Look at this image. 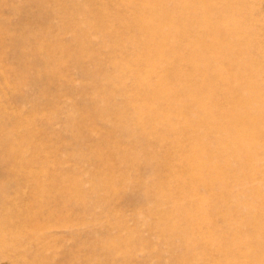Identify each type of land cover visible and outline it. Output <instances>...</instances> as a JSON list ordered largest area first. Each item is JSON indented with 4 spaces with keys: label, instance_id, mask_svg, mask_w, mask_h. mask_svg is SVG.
<instances>
[{
    "label": "rangeland",
    "instance_id": "374dc122",
    "mask_svg": "<svg viewBox=\"0 0 264 264\" xmlns=\"http://www.w3.org/2000/svg\"><path fill=\"white\" fill-rule=\"evenodd\" d=\"M40 2L44 4L41 7L36 0H0V264H181V257L192 264H225L220 254L210 248L211 242H219L218 232L230 228L234 235L230 234L229 239L238 238L242 242L230 246L238 249V257L246 260L249 255H254L264 264V248L250 244L253 240L264 242V169L260 173L259 191L248 188L236 174L230 175V172H239L242 166H257V157H264L263 128L262 140L251 149L248 159H244L238 144L230 143L222 152L220 147L227 141L213 138L204 150L219 154L216 157L218 163L216 167L211 163L205 165L204 169L206 174L208 169L217 174L214 178L217 190L215 188L209 198L204 191L183 193L178 190L170 194L168 198L175 199L184 208L173 212L174 225L154 227L144 220L146 212H141L144 204L141 187L171 183L173 170L179 172L182 167L167 154L170 143L154 142L156 139H153L154 144L150 142L154 137L144 134L146 137L140 138V134L136 136L127 129L129 119H141L137 106L145 103L140 94H143L141 89L147 79L135 81L133 76L125 75L124 84L120 86L117 80L109 77L114 65L135 58L144 59L141 52L127 43L128 40H146V35L144 37L136 27L122 30L114 16L122 12L127 22L135 9L140 10L147 4L144 0ZM163 2L173 6L171 17L177 18L181 25L185 23L195 30L203 26L198 19L193 20L202 12L197 8L191 11V0ZM216 4L219 11L228 8L229 15L225 16L240 21L243 30L238 37L247 39L242 52L246 56L241 53L234 61L237 67H242H238L239 71L250 75L252 80L263 75L259 77L263 81L264 0H216ZM177 14H180L179 18ZM100 22H105L107 27L96 29L95 25ZM66 26L68 32L63 30ZM81 27L87 28L86 37L77 42L75 36ZM194 38H177L175 49L180 48V43L192 44ZM78 49L84 53L76 60L74 55ZM155 66L157 64L150 68ZM49 69L56 71L52 74ZM262 81L258 82L264 87ZM133 82L138 85L133 86ZM97 84H101L103 91ZM94 88L96 90L92 91ZM99 94L101 98L97 97ZM108 94L111 101L104 99L105 103L102 97H109ZM260 95L264 98V92ZM95 96L96 102L100 98L97 110L98 107L106 108L110 102L115 103L110 105L108 112L102 110L101 114L106 119L111 115L120 116V121H124L122 125L120 121L114 125V117L109 121L101 120L102 123L89 124L82 120V125H78L84 117L79 112L91 106L89 97ZM112 97H116V102ZM122 99L124 104L129 99L127 106ZM179 120L172 122V128L175 138L181 142ZM257 124L254 126L261 129L260 120ZM108 126L114 130H110L111 136L105 140L104 135L111 129ZM190 142L192 138H185L186 146ZM146 150L150 153L152 150L158 161L153 162ZM98 151L103 154V161L95 157L94 152ZM133 156L138 161L132 165L128 159ZM105 162L116 169L112 190L108 188L110 172H107ZM263 163L261 160L260 166ZM251 171L252 177L258 175ZM222 183L224 188H221ZM247 184L256 186L257 181ZM215 207H220L221 211L212 216ZM167 209L170 211V207ZM188 212L192 219L185 221L183 217ZM225 218L237 220L238 226L222 222ZM210 220L217 237L209 239L205 234ZM188 232L191 239L188 240V236L183 243L182 235ZM130 242L131 247H126ZM203 253L202 258L199 254Z\"/></svg>",
    "mask_w": 264,
    "mask_h": 264
},
{
    "label": "bare ground",
    "instance_id": "6f19581e",
    "mask_svg": "<svg viewBox=\"0 0 264 264\" xmlns=\"http://www.w3.org/2000/svg\"><path fill=\"white\" fill-rule=\"evenodd\" d=\"M36 1L40 5L39 7L44 5L43 3L40 2L43 0H36ZM144 2L147 5L143 6L140 10L135 9V11H133L127 22L125 21V14L122 12L114 16V18L120 22V28L122 30L126 31L128 27L129 28L136 27L138 30L142 32V35L144 37L146 35V40L144 39L142 41H136L135 39V42H131L129 40L128 42L126 41L127 43L131 44L132 48H134L135 51L137 50L138 52H141L142 57L144 59L141 60L135 58V60H130V61L124 60L125 62L123 63L120 62L121 64L118 62L120 65L119 64L114 65L113 72L110 71L112 72V74L109 77L110 79L113 78V81L117 80L120 86H123L124 84L125 75L133 76L135 81L140 79H147L146 82L143 84V89H141L143 90V94H142L143 96L140 94L142 93V91H137L140 92L139 94L142 100L145 102L142 103L144 105L139 104L141 107L138 108L139 105L137 106V103L136 104L133 103V105L135 104L137 106L138 114L141 116V119L140 120L129 119V121L127 120L128 121L127 129L133 132V134H137L136 136L140 134L139 135L140 138L146 137L143 136L144 134H146L147 136L154 137L150 142H153V139H156L154 140V142L158 141L167 144L170 143L171 149L170 151H168L167 154L171 156L172 160H175V162H177V165H179V167L180 166L182 167L179 172H177L176 170H173V174L171 172V174L173 175L171 183H167V184L162 183L160 186L159 185L155 186V184L153 186L151 184H144V186L141 187L144 193L143 211L141 212L143 213L146 212L145 215L146 217L144 220L150 224H153L154 227L158 228L161 227L162 224L174 225V220L172 216L173 212L174 211L176 212V210H179L180 208H182L180 210H183L184 208V206L180 205V203H178L175 199L168 198L170 194H173L178 190L183 193H188V192L200 193L204 191L208 193L207 198H209L212 197L211 195L214 192L215 188L217 190V183H215L214 180L217 174L213 173L212 170L209 171V169L207 171L208 174H206L205 173L206 169H204L205 165H209L211 163L213 164V167H216V164L218 163V162L216 163V157L219 154H216L214 152H206L204 150L207 144L213 142L212 141L213 138L217 137L218 139L227 141V143H223L220 147L222 152L223 150H226L228 148L230 143L236 145L238 144L237 146H239L240 152L243 155L244 159L251 158L249 157L252 151L251 149L257 146V143H259L262 140V136H263L262 131L264 130V98L261 97L260 93L264 92V87L263 86L261 87V82H258L260 81V79L262 81V78L259 79V77L263 76L262 74H261L262 76L257 77L258 76L257 75L256 76L257 78L255 77L256 79L254 78V80H252L250 75L248 76L246 73H241L242 71L240 72L238 69L239 66L237 67V65L235 64L236 62L235 58H237L244 51L243 45L246 43L247 39H245L244 37H238V34L239 33L242 34V30H243L240 21L238 19L231 18V16H225V14L229 15L228 8L223 10V8L220 7L222 8V10L219 11V8L217 7L216 4V0H191L192 3V7L190 6L191 11L197 8L200 10V12H202L201 16L198 15L199 17L193 18V20L198 19L197 21H200L203 25L199 27L200 28L199 30L198 29L195 30L193 26H189L185 23L181 25L180 23L177 22L176 20L177 18L175 19L171 17V13L174 8L169 3H165L163 2V0L162 1L144 0ZM227 7L229 6L227 5ZM191 14L192 13H190V15ZM219 15H224V16L220 17ZM146 18L153 21L146 22L147 21ZM104 24L100 22L98 25H95L96 29L99 28L100 26H102L104 29V27L107 25ZM176 24L177 25L179 24L180 26L178 25L177 27ZM244 27H246V25ZM77 29L78 28H76V30ZM63 30L68 32L69 27L66 26ZM84 30L85 28L81 27V29L79 28V30L77 31L76 33L77 35L75 36L77 42L78 41L80 42L83 38L86 37L87 28L85 31ZM100 31H102V29ZM233 31L235 32L233 33ZM111 34H113V32ZM107 35L110 36V33L108 34L107 32ZM188 36L195 37L193 43L189 45H187L186 43H185L186 45L180 43L179 46L180 48L176 50L175 48L177 46V38L186 39ZM110 39L112 38L110 37ZM108 41L110 40L108 39ZM118 44L120 45V43ZM38 49L39 48H37V50ZM75 53L76 54L73 55L74 58L77 60L80 58V56L83 55L84 52L82 51V49H78V52L76 51ZM242 55L244 54L242 53ZM137 56L139 58V55ZM244 56H246V54ZM245 58L248 59V57ZM48 61L49 64H51L50 60ZM48 61L46 63H48ZM155 64H157V66H155L154 68H150V66ZM49 70L51 71L52 69ZM53 71L56 70H52V74L54 73ZM248 71L251 70L249 69ZM256 73L258 74V72ZM91 74H94V72ZM263 82L264 79L262 83ZM100 85H98L99 89H102L103 91L104 88H101ZM134 85L135 82H133V86ZM95 88L92 89V91L93 90L95 91L96 90ZM139 90H140V86H139ZM105 91L104 93L107 92ZM97 92H95V94ZM109 92L110 91H108V93ZM98 93L102 94L101 91H99ZM112 95L116 96L115 93L114 94L112 93ZM97 97L101 98L100 94ZM97 97L96 96L89 97L88 101L90 102L91 106H88L81 111L79 110L80 115L84 117L80 119V123L78 125H82L81 124L82 120L83 122L88 121L89 124H91L95 122L99 123L101 122V120L102 122L103 120L109 121L113 117L115 119V121L113 119V123L114 125H117L118 121L121 120L120 116L106 115L107 116L106 119V117H104L105 115L104 116L102 115L103 112H101L102 110L104 111L110 110L109 109L111 108L110 105L113 104L114 102H110L111 104L110 105L108 104L109 106L107 105L108 106L107 107L105 105V103L107 102L104 99L111 101L110 100L111 96L109 95V97L108 96L102 97L103 101H105L104 106H106V108L98 107V110H97V106H98L97 103L100 98L96 102L95 99ZM132 99L133 98H131V100ZM112 100L116 102V97L114 98L112 97ZM123 100L124 99H122V103L125 102ZM136 100H137V96H136ZM128 102L123 104L127 106ZM131 109L132 108L129 107L130 111ZM133 110H135V108ZM133 115L135 116V113ZM178 118L180 119L179 122H181L182 125L181 131L183 135V140L181 142H179L175 138L174 134L176 133H174L175 131H173L172 128L173 127L172 122L173 121L175 122V120H177ZM257 120H260V123L262 124L261 129L259 127L257 128L254 126L255 123L257 124ZM122 121H120V123ZM110 128L111 129H109L108 132L104 135L105 140L110 138L111 136L110 130H114L113 129L114 127L113 128L110 127ZM185 138L187 139L192 138V142H190L187 146L185 145ZM146 140H148V138ZM3 143L4 142H2V144ZM179 148H180V152L178 151ZM146 153L148 157L153 160V162L156 160L158 161L157 157L154 154H152L153 153L152 150L151 153L148 150H146ZM13 154L14 153H12V155ZM8 155L12 157V155L10 154ZM94 155L98 160L100 159L102 161L104 160L102 157L103 154L101 155L99 151L94 152ZM7 157L8 156H6V158ZM222 158L223 160L225 159L224 157ZM161 159H163V157ZM257 160L259 161L257 166H253V164L251 165V167L242 166V169H239V172L236 171V173H234L233 171V174L232 172H230L231 176L236 174L237 177L243 179V182L248 186V188L249 187L252 188L253 191L260 190V185L262 184L261 183L262 181L261 182L259 181L262 180V176L260 173L264 169V163L260 166L261 160L264 161V157L261 158L257 157ZM137 161L138 158L135 156H133L132 158L129 157L128 159V162L132 163V165L135 164ZM104 164L107 165L106 167L108 169L107 172L108 171L110 172L109 173L110 175L108 176V178H110L109 181L110 183L108 188L109 190H112L115 188V180L112 179L115 178L114 172L116 171V169L109 166V164H107L106 162ZM162 165L165 167L164 164ZM201 167H203V170ZM251 169H253L252 171H254L255 173H258V175L252 177L249 174ZM153 172L154 170L152 169L151 173ZM253 181H257L256 186L247 184ZM224 187L225 184L222 183L221 188ZM219 188L220 187H218V189ZM167 204L170 205L167 206ZM167 207H170V211L167 209ZM189 208L190 209L192 208L191 205ZM151 211L153 213H151ZM220 211H221L220 207H215V210L213 211L214 214L212 213V216L218 214V212ZM209 216L211 215L209 214ZM209 216H208V220L210 218ZM183 219H185V221H188L192 219V216L188 212L183 217ZM222 222L230 225H234V227H237L239 223L237 220H233L231 218L230 219L225 218L222 220ZM250 223L251 220H249L248 224ZM211 224L212 221L210 220V223L207 224V230L205 234V237H208L209 239L212 237H217L215 236L216 230ZM255 229L258 231L257 228ZM262 232H264V228L262 229ZM230 234L234 235V231L232 230V228H230V230L229 229L220 230L218 232V237H217L220 238L219 240L217 239L219 242H215V241L211 242L212 248H210V250L220 254V257H222L225 260L224 261L225 264H261L260 263L261 258L256 259V256L254 255H249L247 257L249 260H247V258L246 260L240 259L238 257V249H236L235 247L231 248L230 246H233L234 243L241 244L242 242H240L238 238H235L234 240L232 239L230 240L229 239V237H231ZM187 238L188 240L191 239L189 232L187 235H182L183 243H185ZM262 241L253 240L250 242V244H253L259 249L264 248V242ZM138 242H140L141 244H145V242L143 241H138ZM130 245L131 242L127 243L126 247H131ZM199 255H202L201 257L203 258L204 253ZM194 258H196L195 254L192 259ZM179 260L183 261L181 262V264H192L189 262L188 263L185 262L186 260L185 257H181L179 258Z\"/></svg>",
    "mask_w": 264,
    "mask_h": 264
}]
</instances>
